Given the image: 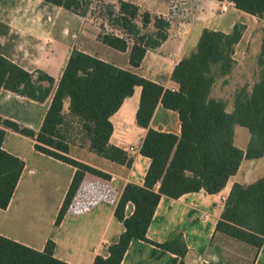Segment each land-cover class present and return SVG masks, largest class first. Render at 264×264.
<instances>
[{
	"label": "trees",
	"instance_id": "1",
	"mask_svg": "<svg viewBox=\"0 0 264 264\" xmlns=\"http://www.w3.org/2000/svg\"><path fill=\"white\" fill-rule=\"evenodd\" d=\"M43 1L89 21L92 17L100 30L101 43L120 52L131 47L130 65L134 68L141 66L148 51H157L168 40L172 28L169 18L158 17L123 0ZM217 1L257 17L263 26L258 81L250 90L243 88L235 94L231 111L212 92L218 80L230 76L237 65L235 48L246 29L242 24H236L230 33L203 31L197 47L173 72L172 79L180 86L177 92L165 90L157 83L75 48L39 132L0 117V209L8 208L25 168L22 159L3 149L6 130L36 140V150L76 168L56 221L60 225L86 174L110 179V175L68 156L67 135L75 129L71 119L79 121L93 152L130 166L127 153L110 145L114 129L111 117L133 96L135 88L141 87L137 123L148 132L140 152L151 159V165L143 186L125 187L115 210L125 231L118 242L109 246V256H98L93 264H122L133 240L177 254L180 264H184L188 247L181 234L165 243L148 238L162 197L179 199L201 190L218 194L238 174L244 160H259L264 156V0ZM105 23L113 29H106ZM53 86L54 79L46 73L28 72L0 55V92L5 89L44 103ZM160 103L178 113L180 136L150 128ZM236 126L248 129L251 134L246 150L235 145ZM128 203L135 207L130 217L126 216ZM216 231L258 251L262 248L264 177L252 184L233 185ZM54 250L53 241L43 251H37L0 235V264H68L57 259Z\"/></svg>",
	"mask_w": 264,
	"mask_h": 264
},
{
	"label": "crops",
	"instance_id": "2",
	"mask_svg": "<svg viewBox=\"0 0 264 264\" xmlns=\"http://www.w3.org/2000/svg\"><path fill=\"white\" fill-rule=\"evenodd\" d=\"M123 1L158 17L169 18L172 23L168 40L157 51H148L138 68L130 65L131 47L120 52L104 45L98 40L99 28L85 18L43 0H0V55L28 72L42 71L54 79L50 97L44 103L3 89L0 117L39 132L75 48L157 83L165 90L177 92L180 86L172 79L173 72L197 47L203 31L230 33L236 24L246 29L235 48L234 59L238 65L246 56V78L250 76L246 88L250 90L258 81L260 51L255 55L250 52L261 26L257 17L229 3V9L221 13L224 2L217 0ZM262 37L260 35L261 42ZM250 58H255V63H247ZM141 95L142 88L136 87L133 96L111 117L114 129L110 145L127 153L130 166L99 156L89 144L88 151L80 150L78 154L69 151V157L110 175V179L86 174L60 225L56 221L76 168L36 150V140L6 130L3 149L22 159L25 168L8 208L0 209V235L37 251H43L47 243L53 241L54 256L68 264H93L98 256L108 257L109 246L118 242L125 231L124 224L115 216L123 191L128 184L143 186L151 165V159L140 152L148 132L137 123ZM65 109L69 111L68 105ZM71 122L83 135L79 121L72 118ZM150 128L180 136L179 115L160 103ZM262 160L264 156L246 161ZM254 170L255 167H249V176ZM238 174L230 178L218 194L201 190L179 199L163 196L148 238L165 243L181 234L188 247L184 264H264V245L258 251L216 231L233 185L252 184L264 177V174L257 179L250 176L243 182L237 178ZM134 210V205L128 203L126 216L133 215ZM180 262L177 254L133 240L122 264Z\"/></svg>",
	"mask_w": 264,
	"mask_h": 264
},
{
	"label": "rangeland",
	"instance_id": "3",
	"mask_svg": "<svg viewBox=\"0 0 264 264\" xmlns=\"http://www.w3.org/2000/svg\"><path fill=\"white\" fill-rule=\"evenodd\" d=\"M92 24L93 22L95 23V20L91 17ZM105 28L106 29H113L110 25L105 23ZM258 36L254 40L252 47L250 49L251 55H255L259 51H261V40H260V35L263 36V26H260L257 30ZM255 58H250L247 60L248 62L254 61L255 63ZM247 66V70H249ZM250 76H247L249 79ZM246 56L241 60V62L236 65L233 73L226 77V78H221L218 80L217 85L214 88L213 96L219 99H222L227 103V108L229 111L233 109V100L235 97V94L243 89L246 88ZM74 127V126H73ZM75 128V127H74ZM78 128V126H77ZM71 133V134H70ZM67 135V141L69 143L70 150L75 153H79L80 150H89L88 148V142L87 139L80 133V130H76V128ZM251 134L248 131V129L241 127V126H236L235 127V145L242 149L246 150L248 143L250 141ZM77 153V154H78ZM84 153L85 152H81ZM253 166L255 167V170L253 173H251L250 176H255V178H260L264 174V160L260 161H244L242 170L238 174V179L246 182V178H249V174L247 173L249 170V167Z\"/></svg>",
	"mask_w": 264,
	"mask_h": 264
},
{
	"label": "built area",
	"instance_id": "4",
	"mask_svg": "<svg viewBox=\"0 0 264 264\" xmlns=\"http://www.w3.org/2000/svg\"><path fill=\"white\" fill-rule=\"evenodd\" d=\"M229 9V4L227 2L222 3L220 12L225 13Z\"/></svg>",
	"mask_w": 264,
	"mask_h": 264
}]
</instances>
